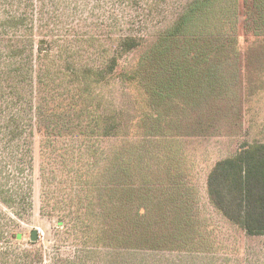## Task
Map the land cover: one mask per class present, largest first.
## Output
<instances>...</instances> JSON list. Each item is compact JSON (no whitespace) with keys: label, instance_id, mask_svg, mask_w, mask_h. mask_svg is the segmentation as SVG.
I'll return each instance as SVG.
<instances>
[{"label":"trees","instance_id":"trees-1","mask_svg":"<svg viewBox=\"0 0 264 264\" xmlns=\"http://www.w3.org/2000/svg\"><path fill=\"white\" fill-rule=\"evenodd\" d=\"M165 3L0 0V264H186L184 255L192 257L189 248L164 245L162 210L184 206L182 190L149 175L145 161L134 165L129 145L100 147L120 136L127 144L129 124L120 109L104 106L96 88L116 77L137 84L143 74L139 120L160 145L172 109L202 92L207 60L242 50L237 21L261 44L245 51L264 50V0H188L147 45L145 32ZM141 48L134 66L118 69L122 57ZM241 60L240 69H248L247 56ZM36 135L40 213L55 216L60 228L52 244L30 239L27 248L19 227L33 212ZM164 159L157 152L155 164L161 168ZM205 185L226 220L248 235H264V142H244L216 160Z\"/></svg>","mask_w":264,"mask_h":264},{"label":"rangeland","instance_id":"rangeland-1","mask_svg":"<svg viewBox=\"0 0 264 264\" xmlns=\"http://www.w3.org/2000/svg\"><path fill=\"white\" fill-rule=\"evenodd\" d=\"M187 1L166 0L163 13L151 22L145 32L147 45L153 42L158 30L170 26ZM234 33L242 50L237 49L229 57L216 54L207 60L211 66L208 76L203 78V86L200 85L202 92L193 102L189 100L172 109V117L164 125L168 134L160 145L149 135L153 128L139 120L143 106L139 95L143 74L135 81L140 82L137 84L125 83L116 77L109 84L96 88L104 96V106L108 103L120 109L129 124L127 144L120 136L102 140L100 147L123 151L129 145L133 149L134 165L140 164V160L145 161L143 165L149 175L156 172L166 186L177 185L182 190L184 199L181 202L184 206L176 211L162 210L166 220L162 230L168 236L165 246L175 251L189 248L192 257L184 255L181 260L186 264H264V235H248L226 220L210 204L206 194V174L216 160L234 155L244 142H264V50L250 54L245 51L247 46L255 49L261 48V44L255 41L258 39L246 37L238 21ZM141 50L122 57L118 69L134 66ZM245 55L250 67L241 70L240 66L245 67L241 60ZM39 138L36 135L33 144V212L28 217V223L19 227L23 234L20 242L27 248L33 229H40L39 242L50 245L54 230L60 228L56 226L55 216L40 213L42 182L39 167L42 159ZM157 152L165 156L161 168L155 164ZM100 177L97 170L94 176L97 184H100ZM160 188V191L152 193L151 200H154L155 194L165 190ZM164 198L170 200L167 195ZM94 200L97 199L94 197ZM171 232H175L176 236L171 237ZM169 257L175 260V256Z\"/></svg>","mask_w":264,"mask_h":264},{"label":"water","instance_id":"water-1","mask_svg":"<svg viewBox=\"0 0 264 264\" xmlns=\"http://www.w3.org/2000/svg\"><path fill=\"white\" fill-rule=\"evenodd\" d=\"M38 237H39V236H38V231H37V229H33V230L31 231V233H30V239H31V240H37Z\"/></svg>","mask_w":264,"mask_h":264},{"label":"built area","instance_id":"built-area-1","mask_svg":"<svg viewBox=\"0 0 264 264\" xmlns=\"http://www.w3.org/2000/svg\"><path fill=\"white\" fill-rule=\"evenodd\" d=\"M37 231H38V234H39V232H40V229H37Z\"/></svg>","mask_w":264,"mask_h":264}]
</instances>
